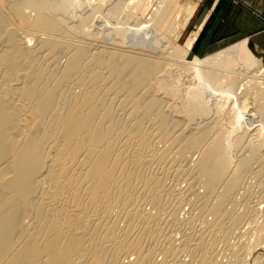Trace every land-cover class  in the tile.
Masks as SVG:
<instances>
[{
  "label": "bare ground",
  "instance_id": "obj_1",
  "mask_svg": "<svg viewBox=\"0 0 264 264\" xmlns=\"http://www.w3.org/2000/svg\"><path fill=\"white\" fill-rule=\"evenodd\" d=\"M176 1L0 0V264H123L130 252L133 264H165L155 251L169 264H209L218 240L229 264H243L263 250L264 69L234 37L203 60L189 56L201 25L186 49L172 46L159 26ZM110 15L125 28L144 20V36L94 46L87 31ZM169 24L171 37L184 25ZM182 162L186 191L145 173L160 166L168 176ZM249 176L251 200L239 194ZM172 201L194 207L187 223ZM167 208L173 231L188 226L180 247L164 233ZM243 227L255 239L231 246ZM185 252L192 262L180 260Z\"/></svg>",
  "mask_w": 264,
  "mask_h": 264
},
{
  "label": "rangeland",
  "instance_id": "obj_2",
  "mask_svg": "<svg viewBox=\"0 0 264 264\" xmlns=\"http://www.w3.org/2000/svg\"><path fill=\"white\" fill-rule=\"evenodd\" d=\"M5 2L7 1V0H4ZM9 1V2H8ZM6 3L8 4V6H10V4L12 3V0H8ZM198 1L199 0H177L176 1V3L174 4V5H172L171 6V8L169 9V11H168V13H167V19L165 20V21H163L161 24H160V26H159V32H161V33H163V34H167V38L169 39V41L172 43V46H179V48H181V46L183 47V48H181V49H186V44H187V41H189L190 39H191V37L193 36V32L195 31V28L198 26V25H201V23H199V24H196V25H194V26H192L191 27V25H189L190 24V22H191V19H192V17H193V14H194V12H195V9H196V6H197V3H198ZM11 2V3H10ZM138 2V1H137ZM149 2V1H148ZM5 3V4H6ZM130 3H132V2H128L127 4H130ZM139 3V2H138ZM4 4V9L6 8V9H8L9 7L7 6V4L5 5ZM133 5L135 4V2L134 3H132ZM142 4H147V5H150L149 3H139V5H140V8L139 9H143V8H141V7H145L146 5H142ZM188 5H190L189 6V10L185 13V14H180L178 17H176L177 15H178V9L180 8V6L182 7V8H184V7H188ZM146 7H149V6H146ZM27 10V11H26ZM109 10H110V12H109ZM113 10V9H112ZM111 9H108V11L107 12H105L104 14L105 15H107V14H109V13H112V12H114V10L112 11ZM25 11L26 12H30V10L29 9H25ZM72 11H73V9H72ZM177 13V14H176ZM34 14V12H32L31 13V15H33ZM112 15H114L113 13H112ZM112 15H110L108 18H103V20H101V19H99V21H98V18L96 17V19H97V23H101V24H98L97 25V23H96V26L99 28H95V27H92L93 29L91 30V32L92 33H94L95 31H97L96 33H94L95 35H93L92 36V33H90V31H87L86 33H87V36H86V39L87 40H91L92 42L94 41V46H99V44L101 45V44H106V45H113V44H115V43H113V42H116L117 43V41H119V39L121 40V38L122 37H124V36H130V37H128L129 39H131V40H134V38L135 39H141V37H143L144 36V30L142 29L143 28V26L145 27V25H146V22L144 21V20H136V24H134L133 25V27H131V26H129V28H125V24L124 23H121L120 21V19H121V17H119V16H112ZM127 18H128V16H126ZM126 17H124L123 16V18H124V21L125 20H127V18ZM177 18V19H176ZM171 19V20H170ZM173 19V20H172ZM176 19V21H174ZM185 20H186V22H185ZM102 21V22H101ZM116 21V22H115ZM128 21V20H127ZM175 22L176 24H178L179 26H182V23L184 24L183 25V28L181 27V29L179 28V30H181V31H177L176 33L177 34H179L178 36H174V37H171L172 35H173V33H172V35L170 34V33H168V32H166L167 30H165V29H167V28H169V26L168 25H170L169 23L170 22ZM106 24H105V23ZM113 22V23H112ZM139 22V23H138ZM168 22V23H167ZM101 25H102V27H101ZM114 25V26H113ZM168 26V27H167ZM108 27H110V28H108ZM113 29H112V28ZM133 28V29H132ZM105 29V30H104ZM115 29V30H114ZM124 29V30H123ZM134 29H136V30H134ZM138 29V30H137ZM140 29V30H139ZM95 30V31H94ZM102 31L103 33H101V32H99V31ZM200 30H201V28H200ZM199 30V31H200ZM94 31V32H93ZM121 31V32H120ZM124 31H125V33H124ZM139 31V32H138ZM165 31V32H164ZM199 31H198V33H199ZM137 32V33H136ZM113 33H116V34H113ZM136 33V34H135ZM198 33H197V35H196V37H195V40H194V42H193V46H194V43H195V41H196V39H197V36H198ZM88 34H90L92 37H89L90 35H88ZM102 34V35H101ZM113 34V36H111ZM129 34V35H128ZM171 36H170V35ZM115 35H117L118 37H121V38H119L118 39V37H116ZM122 35V36H121ZM137 35V36H136ZM142 35V36H141ZM168 35H169V37H168ZM175 35V34H174ZM114 36H115V38H114ZM135 36V37H134ZM94 37V38H93ZM102 37H104V38H102ZM111 37V38H110ZM165 37H166V35H165ZM171 37V38H170ZM243 37V39L241 40H237V37H234V39L232 40L233 42H234V44H235V42L237 43V42H240V41H243V40H246V44H247V46H248V48H249V50H250V52H251V54L259 61V63H260V65H261V67L264 69V55H261V54H259L258 53V51H256L257 50V48H256V50H255V48H252L251 47V45H250V39H249V37H245V36H242ZM96 38H98V39H96ZM133 38V39H132ZM85 39V40H86ZM172 39H175V41H173ZM177 39V40H176ZM130 40V41H131ZM113 41V42H112ZM133 42V41H132ZM35 44V41H33L32 40V42L30 43V45L31 46H33ZM233 43L231 44V45H234ZM230 45V46H231ZM193 46H192V48H191V50H189L187 53H188V55L189 56H191V57H196V58H198L199 60H203V59H205L206 58V56H207V53H205L204 55H202V56H198V55H195L194 54V51H192V49H193ZM224 50V49H223ZM168 52H171V50H168ZM62 59V58H61ZM58 60V61H60V62H58V66L59 67H62L63 66V63H64V60ZM61 65V66H60ZM249 68V71L252 73V72H254V70H256L255 68V66L254 67H248ZM246 90V91H245ZM246 92H248L247 91V89H245L244 88V91H242V92H237V94H238V96L237 97H242L243 96V94H246L247 95V93ZM239 94H240V96H239ZM242 95V96H241ZM245 96V95H244ZM246 97V96H245ZM243 98H239L238 99V102H241V101H243L242 100ZM239 100H241V101H239ZM264 99L262 98L261 99V102H264L263 101ZM237 102V103H238ZM260 102V103H261ZM262 104H264V103H262ZM240 106V105H239ZM243 106V105H242ZM241 106L240 107H238V109H240L241 110ZM117 110V111H116ZM114 111L115 112H117L116 113V115H117V117H121L122 119H120L121 120V122H118L119 123V125L121 124V126H123L124 124L125 125H127V122H128V120L127 119H125L127 116L126 115H124L123 113H121L122 115H123V117H122V115L120 114V111H119V109H117V108H114ZM119 118H117V119H119ZM226 118V117H225ZM120 120H118V121H120ZM126 120V121H125ZM219 120H220V122H222V124H223V122H225V119L223 118H219ZM224 120V121H223ZM128 124H129V122H128ZM226 124V123H225ZM245 146L246 145H243L242 146V152L243 151H245L244 149H246L245 148ZM160 146H158V148H159ZM244 148V149H243ZM242 152H240V153H242ZM244 154H247V153H245V152H243ZM242 153V154H243ZM194 156V155H193ZM191 157V160L194 158H196V156H194V157ZM193 159V160H194ZM192 160V161H193ZM186 163V162H185ZM190 164V163H189ZM180 165L182 166V167H180ZM179 165V167L180 168H178L177 170H175V168L174 169H172V170H169V175L167 176V174L165 175V174H163V173H165L164 172V170H162L161 168H160V166L159 167H157V169H156V171L155 170H153L155 167H153V169L152 170H150L151 168H149V169H145V170H147V171H145V173L147 174V175H149L150 174V172L149 171H152V173L155 175V177H163V178H166V179H168V180H166V179H164V184H166L165 185V190H176L175 191V193H178V190H179V192L181 191H184L185 190V188H187L186 187V183L184 184V182L182 181V180H180V179H183V177H184V175H185V171H184V175L183 176H180V174L182 173L183 174V169H185L186 168V166L184 165L183 166V162L181 163ZM162 167V166H161ZM184 167V168H183ZM181 169V170H180ZM167 170V169H166ZM175 170V174L177 175V177L175 178V176L174 175H172V173H174L173 171ZM153 171H155L156 173L157 172H159L158 174H156L155 172H153ZM147 172H149V173H147ZM166 172H168V171H166ZM177 172V173H176ZM178 172H180V174L178 173ZM152 173L149 175V176H151L152 177ZM162 174V175H161ZM181 174V175H182ZM153 175V176H154ZM159 175V176H158ZM171 175V176H170ZM180 176V178H179V176ZM174 176V177H173ZM249 177H251V178H249ZM247 179H246V181H244V183L246 182V186L248 187V189H247V191H245V193H244V190H241V191H239V194L240 195H242V196H248L249 197V199L251 200L253 197H255V195H256V188L258 187V182H257V179L256 178H254L253 176H249ZM174 180V181H173ZM166 181V182H165ZM178 181V182H177ZM248 181V182H247ZM174 182V183H173ZM177 183V184H176ZM178 184H180V185H178ZM172 185V186H171ZM173 185H175L176 186V188H175V186H174V188H173ZM167 188V189H166ZM251 188V189H250ZM184 189V190H183ZM249 190V191H248ZM186 191V190H185ZM251 191V192H250ZM241 192V193H240ZM243 192V193H242ZM165 200V199H164ZM165 202V201H164ZM174 202V203H173ZM173 203V204H172ZM185 203V204H184ZM182 202V205H180L179 203H177L176 204V202L175 201H172L171 203L169 202V206H171V209H174L175 210V206H177L176 207V211L175 212H177L176 214V218L177 219H180L181 218V220H183V222L184 223H187L188 221L186 220L187 218H189V213H192L193 211H194V207L192 206V205H189L188 204V202ZM165 204V203H164ZM166 204V206H168ZM174 206V204H175V206L173 207L172 205ZM187 205V206H186ZM263 205V204H262ZM144 206V207H143ZM142 207L144 208H142L143 210H145V211H147V210H151V206L150 205H148V204H144ZM168 206V207H169ZM178 206H180V207H178ZM149 207V208H148ZM166 208V207H165ZM192 208V209H191ZM167 210V211H166ZM170 211V209L169 208H167V209H165V212H164V215H162V221L164 222V223H166L164 226H162V227H164V229L166 230V229H170L171 227H172V229H170L169 231L168 230H166L164 233H170V231L174 234L173 236V239H175L174 240V244L176 245V246H178V247H180V243H181V240L183 239V237L185 236L186 237V234L185 233H188V231H189V229H188V226H186V228H183V230H185V231H183L182 229L179 231V233H178V231H173V228H174V226L171 224L172 223V221L170 222V220H171V217H168L169 215L168 214H166V213H168L169 211ZM116 211H118L117 213H115ZM192 211V212H191ZM114 213H115V215H113V216H115V217H118V218H116V219H118L117 221L118 222H120V223H118L117 225H122V224H124V223H127L126 221H125V219H124V214H122L123 212H120V210H115L114 211ZM189 214V215H188ZM120 215H122V216H120ZM179 217V218H178ZM121 218V219H120ZM164 219V220H163ZM184 219L186 220V222L184 221ZM211 219H212V221L211 222H213V218L211 217ZM262 219L264 220V217H262L261 218V220L259 219V221H260V223L262 222V223H264L263 221H262ZM122 220L123 221H125V222H122ZM167 220V221H166ZM198 221H200V220H198ZM198 221L197 222H195V227H196V229H200L201 227L203 228L204 226V224L202 225V223H201V221H200V223H198ZM171 224V226H169ZM201 224V225H200ZM126 224H124L123 226H122V228L125 226ZM186 225V224H185ZM168 226V228H166ZM200 226V227H199ZM121 227V226H120ZM185 227V226H184ZM201 228V229H202ZM188 231H187V230ZM243 230V231H242ZM241 231H235L234 233V236H232V238H230L229 240H231L229 243H230V245L232 246H234V245H238L239 243L238 242H240V243H242V241H245L246 239H247V241L249 240V242L251 241H253L254 239H255V237H254V235L251 233V231H247L246 230V227H243V229H242ZM187 231V232H186ZM177 232V234H175V233ZM243 232H244V234H243ZM246 232H248V233H246ZM250 233H251V236H250ZM182 234H185V235H182ZM239 234V235H238ZM247 234V235H246ZM246 235V236H245ZM243 236V237H242ZM245 236V237H244ZM253 236V237H252ZM241 237V238H240ZM247 237V238H246ZM249 237H251V238H249ZM182 238V239H181ZM218 238H220V236L218 237ZM243 238V239H242ZM161 239H163V237L161 238ZM247 241H245V242H247ZM219 242V240L217 241V243ZM264 242V241H263ZM262 242V244H261V246H263L264 245V243ZM216 243V245H215V247H214V253H213V260H211L212 262L211 263H209V264H226L227 262H228V264H229V262H231V261H233V258H232V256H231V252L229 253V250H228V247H227V245L224 243V242H219L218 244ZM233 243V244H232ZM223 244V245H222ZM218 245V246H217ZM224 246V247H223ZM262 248H263V250H262ZM262 251H264V246L263 247H261L260 248ZM228 250V251H227ZM262 251H260L262 254H260L261 256H259V251H257V252H255L256 253V256H254V258H253V260L250 258V260H248V261H250L249 263H248V261L246 260L245 262H243V264H260V261L262 260V259H264V255H263V253L264 252H262ZM160 251H155V256H154V258H156L155 259V261H157L158 263L160 262L161 263V261H163V262H165V264H169V262H170V260L169 261H165L164 259H166L162 254H160L159 253ZM131 253H133V252H130L129 253V255H128V257H130V258H128V259H125V261L123 262V264H133L134 263V261H133V259L135 260V256L133 255V254H131ZM158 253V254H157ZM228 253H229V255H228ZM255 253H253L250 257H252L253 255H255ZM258 253V254H257ZM157 254V255H156ZM187 252H185V253H179L178 254V256H179V258H180V260L181 261H183V259H184V262H186V263H189V261L191 260H189L188 261V258L189 257H187V256H190V254H188ZM187 255V256H186ZM220 255V256H219ZM131 256H134V257H132L131 258ZM230 256V257H229ZM123 257V256H122ZM164 259H163V258ZM256 257V258H255ZM262 257V258H261ZM125 257H123L122 259H124ZM182 258V259H181ZM192 258V257H191ZM240 258V257H239ZM260 260H259V259ZM186 259H187V261H186ZM216 259V260H215ZM227 259V260H226ZM256 260V262H255V260ZM259 262H258V261ZM133 261V262H132ZM215 261V262H214ZM254 261V262H253ZM131 262V263H130ZM191 262H192V260H191ZM214 262V263H213ZM263 263V262H262ZM170 264H173V263H170ZM196 264H199L198 262H196Z\"/></svg>",
  "mask_w": 264,
  "mask_h": 264
},
{
  "label": "crops",
  "instance_id": "obj_3",
  "mask_svg": "<svg viewBox=\"0 0 264 264\" xmlns=\"http://www.w3.org/2000/svg\"><path fill=\"white\" fill-rule=\"evenodd\" d=\"M199 23L195 55L236 36L249 37L251 47L264 55V0H199L189 25Z\"/></svg>",
  "mask_w": 264,
  "mask_h": 264
}]
</instances>
